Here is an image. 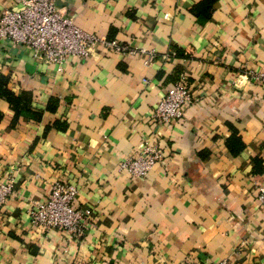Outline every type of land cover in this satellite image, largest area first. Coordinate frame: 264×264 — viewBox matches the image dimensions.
<instances>
[{
  "label": "crops",
  "instance_id": "obj_1",
  "mask_svg": "<svg viewBox=\"0 0 264 264\" xmlns=\"http://www.w3.org/2000/svg\"><path fill=\"white\" fill-rule=\"evenodd\" d=\"M200 1L57 0L85 31L155 49L147 65V54L98 49L60 69L0 38V74L42 110L15 118L0 98V180L14 183L0 203V264H264V83L248 72L264 69V0H216L208 18L192 11ZM21 6L0 0V17ZM179 80L193 99L182 120L158 123ZM145 142L165 157L135 178L120 163ZM56 179L78 188L82 235L32 222Z\"/></svg>",
  "mask_w": 264,
  "mask_h": 264
},
{
  "label": "built area",
  "instance_id": "obj_2",
  "mask_svg": "<svg viewBox=\"0 0 264 264\" xmlns=\"http://www.w3.org/2000/svg\"><path fill=\"white\" fill-rule=\"evenodd\" d=\"M0 38H7L13 44L30 46L34 54L47 63L62 65L71 56L85 58L98 49H113L123 54H147V65L156 57V50L139 49L116 39L90 33L79 27L73 17L58 6L57 0H22L20 8L7 7L0 17ZM264 83V69L248 71ZM148 82V79H144ZM192 92L179 80L171 86L154 109L153 118L158 123L170 125L183 119L185 107L192 101ZM164 153L153 143H143L135 154L120 163V169L132 177L147 176L158 162L164 160ZM14 183L0 180V203L13 191ZM78 188L74 184L56 179L43 200L35 201L29 210L32 222L46 229H58L82 235L89 213L76 205ZM257 199L264 205V184L258 186ZM189 264H203L196 260ZM216 264H230L223 258Z\"/></svg>",
  "mask_w": 264,
  "mask_h": 264
},
{
  "label": "trees",
  "instance_id": "obj_3",
  "mask_svg": "<svg viewBox=\"0 0 264 264\" xmlns=\"http://www.w3.org/2000/svg\"><path fill=\"white\" fill-rule=\"evenodd\" d=\"M216 0H201L197 5L192 8V11L198 16L201 17L202 14H207L206 18L209 17V12L211 11L213 4ZM0 98L5 99L10 108L14 111L15 118L20 115H26L33 118H40L42 116V110L35 109L32 105V100L22 92L16 93L12 88L9 86V77L0 74ZM59 106V100L57 97H51L49 102L46 105L47 111H56ZM3 116V113L0 111V118ZM58 123V121H57ZM63 128H66V124H63ZM236 129H234L235 131ZM230 149L233 153L239 152L243 144L239 136L236 133H233L230 140H228ZM257 163L259 161L257 160Z\"/></svg>",
  "mask_w": 264,
  "mask_h": 264
}]
</instances>
